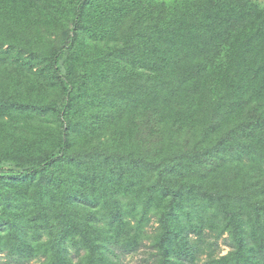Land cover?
Returning <instances> with one entry per match:
<instances>
[{
	"label": "trees",
	"instance_id": "obj_1",
	"mask_svg": "<svg viewBox=\"0 0 264 264\" xmlns=\"http://www.w3.org/2000/svg\"><path fill=\"white\" fill-rule=\"evenodd\" d=\"M136 256L264 264V1L0 0V264Z\"/></svg>",
	"mask_w": 264,
	"mask_h": 264
},
{
	"label": "rangeland",
	"instance_id": "obj_2",
	"mask_svg": "<svg viewBox=\"0 0 264 264\" xmlns=\"http://www.w3.org/2000/svg\"><path fill=\"white\" fill-rule=\"evenodd\" d=\"M216 250H217L218 253L221 252L222 254H225V253L228 252L229 247L227 246V244H226L224 239L219 240V247ZM137 257H139V256L131 257V258L129 257L127 259V261L129 262V264H138Z\"/></svg>",
	"mask_w": 264,
	"mask_h": 264
}]
</instances>
